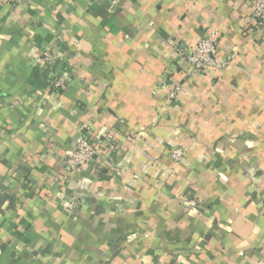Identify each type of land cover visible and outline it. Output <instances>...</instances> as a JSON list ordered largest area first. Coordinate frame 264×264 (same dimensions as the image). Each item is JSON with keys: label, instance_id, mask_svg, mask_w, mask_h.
Wrapping results in <instances>:
<instances>
[{"label": "crops", "instance_id": "crops-1", "mask_svg": "<svg viewBox=\"0 0 264 264\" xmlns=\"http://www.w3.org/2000/svg\"><path fill=\"white\" fill-rule=\"evenodd\" d=\"M211 29L227 66L186 76ZM83 133L114 164L69 170ZM0 264H264V26L248 0H0Z\"/></svg>", "mask_w": 264, "mask_h": 264}, {"label": "built area", "instance_id": "built-area-1", "mask_svg": "<svg viewBox=\"0 0 264 264\" xmlns=\"http://www.w3.org/2000/svg\"><path fill=\"white\" fill-rule=\"evenodd\" d=\"M248 2L253 19L257 25L264 26V0H248ZM219 38V30L211 29L196 45L182 53L179 66L182 70L186 71V76L192 73H206L213 70H221L227 66V62H222L218 58ZM41 59L49 64L54 61L50 52L44 53ZM228 61L230 60L228 59ZM170 82L168 84L167 100L169 102L178 101L184 91L183 83L174 81L173 79ZM66 85L67 78L65 76H57L51 83L52 90L55 92H61L67 87ZM102 145L100 141H92L90 134H81L66 159L68 169L73 172H78L92 162H97L102 166L114 164L116 155L108 150L107 153L100 151L98 146ZM109 146L112 147L113 144ZM170 157L175 163H180L185 159L186 152L183 148H173L170 151ZM71 209L72 206H70L69 211Z\"/></svg>", "mask_w": 264, "mask_h": 264}]
</instances>
